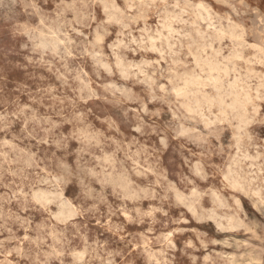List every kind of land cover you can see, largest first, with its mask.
<instances>
[{
	"label": "rangeland",
	"instance_id": "obj_1",
	"mask_svg": "<svg viewBox=\"0 0 264 264\" xmlns=\"http://www.w3.org/2000/svg\"><path fill=\"white\" fill-rule=\"evenodd\" d=\"M0 264H264V0H0Z\"/></svg>",
	"mask_w": 264,
	"mask_h": 264
},
{
	"label": "bare ground",
	"instance_id": "obj_2",
	"mask_svg": "<svg viewBox=\"0 0 264 264\" xmlns=\"http://www.w3.org/2000/svg\"><path fill=\"white\" fill-rule=\"evenodd\" d=\"M172 6H175V5H172ZM185 7V6H184ZM178 9H180V8H178ZM127 10V9H126ZM226 23V22H225ZM192 26V25H191ZM231 27V26H230ZM166 34V33H165ZM130 36V35H129ZM229 36V35H228ZM236 36V35H235ZM149 37V36H148ZM165 38V37H164ZM139 39V38H138ZM155 39V38H154ZM202 39V38H201ZM234 39V38H233ZM152 40V39H151ZM150 40V41H151ZM165 40H167V39H165ZM214 40V39H213ZM157 41V40H156ZM228 45H230V44H228ZM209 49V48H208ZM213 53V52H212ZM208 57V56H207ZM263 57V56H262ZM112 58V57H111ZM259 61V60H258ZM250 64V63H249ZM204 65V64H203ZM213 65V64H212ZM253 72V71H252ZM257 73V72H256ZM251 74V73H250ZM141 75V74H140ZM255 75V74H254ZM262 75V74H261ZM248 76V75H247ZM226 78H227V76H226ZM194 81H197L196 79H194ZM248 81V80H247ZM242 82V81H241ZM221 83V82H220ZM196 84V83H195ZM229 84V83H228ZM108 85V84H107ZM263 86V85H262ZM191 87V86H190ZM235 87V86H234ZM240 87V86H239ZM258 88V87H257ZM236 89V88H235ZM248 89V88H247ZM188 90V89H187ZM214 90V89H213ZM173 91V90H172ZM215 91V90H214ZM254 91V90H253ZM252 91V92H253ZM250 93V92H249ZM191 95V94H190ZM214 95H216V94H214ZM228 97V96H227ZM233 97V96H232ZM231 97V98H232ZM179 98V97H178ZM201 98V97H200ZM255 97H253L252 99H254ZM209 99V98H208ZM234 99H235V97H234ZM256 99V98H255ZM207 100V99H206ZM188 101V100H187ZM220 101V100H219ZM234 101V100H233ZM246 101V100H245ZM205 103V102H204ZM240 103V102H239ZM221 104V103H220ZM238 104V103H237ZM239 105V104H238ZM184 107V106H183ZM200 107V106H199ZM198 107V108H199ZM224 107V106H223ZM239 107H240V105H239ZM252 107V106H251ZM174 108V107H173ZM181 108V107H180ZM219 108V107H218ZM223 109V108H222ZM176 110V109H175ZM181 110V109H180ZM251 110V109H250ZM183 111V110H182ZM250 112V111H249ZM142 113V112H141ZM207 113V112H206ZM251 113V112H250ZM208 114H210V113H208ZM216 114H217V112H216ZM225 114V113H224ZM180 115V114H179ZM220 115V114H219ZM257 115V114H256ZM212 116V115H211ZM215 116V115H214ZM230 118H232V117H230ZM237 119V118H236ZM176 121V120H175ZM207 121V120H206ZM221 122V121H220ZM173 123V122H172ZM204 123V122H203ZM226 123V122H225ZM205 124H206V122H205ZM208 124V123H207ZM202 125V124H201ZM211 125V124H210ZM218 125V124H217ZM228 125V124H227ZM204 128V127H203ZM205 129V128H204ZM232 130V129H231ZM239 137V136H238ZM234 142V141H233ZM236 142H238V141H236ZM222 151V150H221ZM240 154V153H239ZM242 160V159H241ZM227 166V165H226ZM233 172V171H232ZM228 176V175H227ZM223 179V178H222ZM224 181H225V179H224ZM225 183V182H224ZM237 183V182H236ZM249 184V183H248ZM234 185V184H233ZM240 186V185H239ZM248 188V187H247ZM257 192V191H256ZM254 193V192H253ZM252 196H253V194H252ZM225 209H227V208H225ZM211 212V211H210ZM213 213V212H212ZM216 216V215H215ZM220 218V217H219ZM229 219V218H228ZM237 219V218H236ZM230 220V219H229ZM241 224V223H240ZM230 225V224H229ZM225 227V226H224ZM229 227V226H228ZM227 227V228H228ZM232 230V229H231ZM210 262V261H209Z\"/></svg>",
	"mask_w": 264,
	"mask_h": 264
}]
</instances>
